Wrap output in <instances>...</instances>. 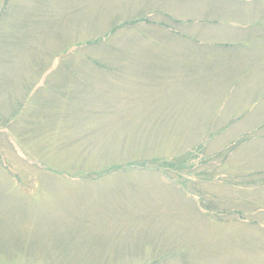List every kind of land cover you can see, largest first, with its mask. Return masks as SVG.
<instances>
[{
  "label": "rangeland",
  "instance_id": "obj_1",
  "mask_svg": "<svg viewBox=\"0 0 264 264\" xmlns=\"http://www.w3.org/2000/svg\"><path fill=\"white\" fill-rule=\"evenodd\" d=\"M0 264H264V0H0Z\"/></svg>",
  "mask_w": 264,
  "mask_h": 264
}]
</instances>
